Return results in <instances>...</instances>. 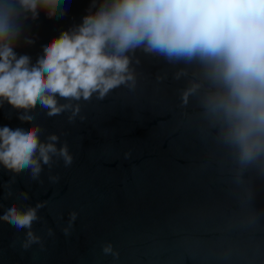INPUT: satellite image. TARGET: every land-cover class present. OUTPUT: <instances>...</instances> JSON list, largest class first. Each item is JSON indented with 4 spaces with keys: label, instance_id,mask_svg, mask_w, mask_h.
<instances>
[{
    "label": "water",
    "instance_id": "water-1",
    "mask_svg": "<svg viewBox=\"0 0 264 264\" xmlns=\"http://www.w3.org/2000/svg\"><path fill=\"white\" fill-rule=\"evenodd\" d=\"M90 3L64 0L66 15L29 18L18 55L35 63L46 42L82 22ZM132 59L135 86L81 101L74 123L70 112L49 117L37 106L35 118L22 121V111L0 107V127L39 125L41 140L57 134L74 157L68 167L62 159L51 170L44 166L39 180L0 165V215L13 202L21 209L47 202L32 228L43 247L25 250L26 230L0 220V264H264V161L237 163L220 126L204 113L207 84L182 104L193 73L199 78L194 66L140 50ZM185 67L188 75L176 79ZM73 211L78 215L65 235Z\"/></svg>",
    "mask_w": 264,
    "mask_h": 264
},
{
    "label": "clouds",
    "instance_id": "clouds-1",
    "mask_svg": "<svg viewBox=\"0 0 264 264\" xmlns=\"http://www.w3.org/2000/svg\"><path fill=\"white\" fill-rule=\"evenodd\" d=\"M63 4L0 0V107L7 103L22 111V121L33 120L37 106L49 117L70 112L68 122L74 123L81 101L103 100L121 86H135L132 56L140 50L172 65L194 66L199 78L194 72L182 104L207 84L204 113L220 126L219 135L237 163L246 168L264 161V0H91L82 22L46 42L35 63L29 55H18L24 23L37 20L41 12L62 17ZM24 42L33 43L27 37ZM182 75H188V67L175 78ZM43 132L36 124L0 127V165L14 174L28 171L32 180L58 160L71 166L67 142L60 144L55 133L41 140ZM49 180L56 183L59 177L49 175ZM46 203L21 209L13 202L3 208L0 220L26 230L25 250L33 244L43 247L32 228ZM77 215L69 213L65 235ZM53 234L49 228L48 235ZM103 250L112 253V246Z\"/></svg>",
    "mask_w": 264,
    "mask_h": 264
}]
</instances>
